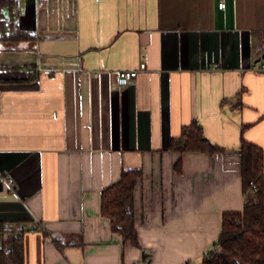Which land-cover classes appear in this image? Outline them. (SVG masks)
<instances>
[{"label": "crops", "instance_id": "crops-1", "mask_svg": "<svg viewBox=\"0 0 264 264\" xmlns=\"http://www.w3.org/2000/svg\"><path fill=\"white\" fill-rule=\"evenodd\" d=\"M15 12L33 36L0 41V172L17 183L0 180V221L23 234L25 264L202 260L223 213L243 210L242 124L264 149L252 66L264 0H24ZM122 69L138 70L125 86ZM193 119L225 152L170 149ZM123 168L142 170L140 247L101 212Z\"/></svg>", "mask_w": 264, "mask_h": 264}, {"label": "trees", "instance_id": "trees-1", "mask_svg": "<svg viewBox=\"0 0 264 264\" xmlns=\"http://www.w3.org/2000/svg\"><path fill=\"white\" fill-rule=\"evenodd\" d=\"M32 36L17 25L15 0H0V41ZM260 60L264 59L257 62ZM251 124H242L240 136L243 210L223 213L221 233L204 253L201 264H264V149L246 137ZM170 149L180 153L225 152V148L214 143L195 119L171 138ZM175 169L182 172L181 158L176 161ZM141 176V169L123 168L119 178L101 193V212L109 218L112 230L138 247L134 197ZM5 232L8 230L0 221V233ZM6 235L0 243V264H25L23 234L11 231Z\"/></svg>", "mask_w": 264, "mask_h": 264}, {"label": "built area", "instance_id": "built-area-1", "mask_svg": "<svg viewBox=\"0 0 264 264\" xmlns=\"http://www.w3.org/2000/svg\"><path fill=\"white\" fill-rule=\"evenodd\" d=\"M24 0H15V10L18 9ZM98 1V0H97ZM220 7L224 6V2L221 1L219 3ZM252 66L254 68L263 69L264 70V64L258 65L256 63H253ZM146 67V63L142 61L140 63V68L144 69ZM138 75L137 69H122L118 73V84L121 86H125L133 81V79ZM0 180L5 182L8 187L10 188H17V183L14 178V176L10 172H0ZM31 229H35V226H33ZM186 264H201V260H190Z\"/></svg>", "mask_w": 264, "mask_h": 264}, {"label": "water", "instance_id": "water-1", "mask_svg": "<svg viewBox=\"0 0 264 264\" xmlns=\"http://www.w3.org/2000/svg\"><path fill=\"white\" fill-rule=\"evenodd\" d=\"M262 58H264V53L262 54Z\"/></svg>", "mask_w": 264, "mask_h": 264}]
</instances>
